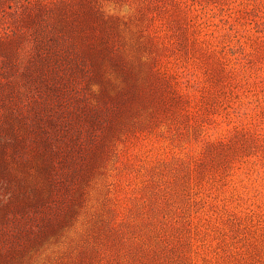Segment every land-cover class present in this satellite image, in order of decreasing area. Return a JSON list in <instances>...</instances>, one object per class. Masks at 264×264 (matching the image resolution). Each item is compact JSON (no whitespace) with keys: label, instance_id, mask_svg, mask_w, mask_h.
<instances>
[{"label":"rangeland","instance_id":"374dc122","mask_svg":"<svg viewBox=\"0 0 264 264\" xmlns=\"http://www.w3.org/2000/svg\"><path fill=\"white\" fill-rule=\"evenodd\" d=\"M160 2L0 0V264H137L165 233L194 264H264V0ZM152 65L193 117L153 115ZM244 130L260 144L190 179Z\"/></svg>","mask_w":264,"mask_h":264},{"label":"trees","instance_id":"16d2710c","mask_svg":"<svg viewBox=\"0 0 264 264\" xmlns=\"http://www.w3.org/2000/svg\"><path fill=\"white\" fill-rule=\"evenodd\" d=\"M160 1L164 2L165 0H142L141 6L143 10H145V14L152 18L156 17L158 12L153 10L158 6H163ZM172 1L175 10L179 11V13L186 11V6H181L179 0ZM162 9L168 10L169 7L164 5ZM180 15L181 14L176 15L175 18ZM109 16L113 17L112 15ZM184 37L186 38L185 35ZM149 39L155 43L161 44L159 36L155 32H151L149 34ZM150 74L152 76H156L155 80L159 82L158 85L155 86V90L158 91V93L156 95L157 109L153 110L154 116L156 115V112H160L161 115L163 113L162 116L170 125L181 122L182 118H190L191 116H194L192 110L190 109V107L194 106V98H192L188 92L182 90L178 82L174 80L172 74L168 72V70L152 65L150 66ZM202 104H199L200 108H202ZM258 144H260L259 135L254 132H250L249 130L236 133L233 139H229L228 141H218L213 143L209 146L206 155L194 159L189 164L190 179L192 180V178L194 179L195 177L198 181H201L207 173L203 172L205 170L201 171L203 166L205 169L206 166H208L211 167L209 170L212 168L219 170L220 167L218 166H225L227 163L230 164L232 162V158L230 156L231 152L239 153L237 151L240 149L244 151L257 146ZM211 172H213V170ZM163 235L164 236L159 234L156 241L150 239V243H147L146 247L143 248L144 253L139 256L137 264H170L165 258L167 257V250L176 254L178 260L181 261V264H194L192 256L189 252L192 247L190 242L186 244H183L182 242L174 243L167 239L169 235L168 233Z\"/></svg>","mask_w":264,"mask_h":264}]
</instances>
